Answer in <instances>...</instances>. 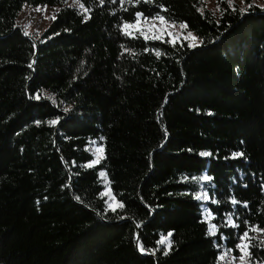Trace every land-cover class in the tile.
<instances>
[{
  "label": "trees",
  "instance_id": "trees-1",
  "mask_svg": "<svg viewBox=\"0 0 264 264\" xmlns=\"http://www.w3.org/2000/svg\"><path fill=\"white\" fill-rule=\"evenodd\" d=\"M64 2L0 0V264H220L264 229V6ZM23 6L58 9L28 36ZM137 13L198 45L126 34Z\"/></svg>",
  "mask_w": 264,
  "mask_h": 264
},
{
  "label": "rangeland",
  "instance_id": "rangeland-1",
  "mask_svg": "<svg viewBox=\"0 0 264 264\" xmlns=\"http://www.w3.org/2000/svg\"><path fill=\"white\" fill-rule=\"evenodd\" d=\"M198 1L201 2V4L206 10H209L212 13H217V4L218 2L222 0H198ZM224 1L230 7H236L242 10L246 6L244 3V0H231V3L229 2V0H224ZM249 1L257 7L264 6V0H249ZM64 5L73 7V8H76L82 11V8L79 6V3H76L75 0H65ZM37 9H40V10L37 11ZM57 9L58 7H50V6H45V7L23 6L16 20L17 26L21 29L23 33L27 32L28 36H31V35L37 36V34H40L45 29L47 24L53 19L54 14L56 13ZM128 25H136V27H129L126 30H125V27H123V30L129 34L133 32H137L144 38L145 36H147L150 39L166 38L170 42L185 41V43L188 46L190 43H193L190 37L186 39V37H188L189 32H186L184 28H181L177 24L166 23L164 21H161L160 19L144 20V21H139V23L136 22V23L128 24ZM169 33H171V35H169ZM154 37H159V38H154ZM198 43L199 41L196 38L195 44L198 45ZM96 148L97 147L94 145L89 146V150L91 154L93 155V162L96 160L98 155H101L95 152ZM100 178L102 179L101 174H100ZM101 183L103 186L102 198L106 202L109 209L115 208L116 203L114 199L111 197V195L109 194V190H108L107 185L105 184V180L102 181ZM203 196L204 195H201V197ZM200 200L204 202L207 199H200ZM109 205H111L112 207H109ZM202 209H203V213H206L204 207H202ZM206 221L209 222V217L206 218ZM209 226L210 224L208 223V227ZM249 236L255 238L252 240H263L264 232L251 231ZM245 243L250 244V241H245ZM239 244H241V239L239 241ZM241 255H242V252L240 248L238 247H236L235 253H233L232 251L228 252V250L223 249L222 252L219 254L218 259H219L220 264H242V261L240 260ZM221 257H223V259H221ZM246 260H247V264H258L255 261H251L249 258H246Z\"/></svg>",
  "mask_w": 264,
  "mask_h": 264
},
{
  "label": "snow or ice",
  "instance_id": "snow-or-ice-1",
  "mask_svg": "<svg viewBox=\"0 0 264 264\" xmlns=\"http://www.w3.org/2000/svg\"><path fill=\"white\" fill-rule=\"evenodd\" d=\"M75 2H76V3H79V0H75ZM101 2H103V0H101ZM229 2L231 3V0H229ZM79 6H80L82 9H84V6H83L82 4H80ZM251 6H252V5H249V7H251ZM39 10H40V9H37V11H39ZM84 11H88V10H87V9H84ZM241 11H243V10H241ZM140 15H141V14L137 13V23H139ZM53 18H54V17H53ZM86 18H87V17H86ZM159 19H160L161 21H163L164 18H163V17H159ZM124 27H125V30H126V29L129 28V27H136V25H128V24H125ZM180 27H181V28H187V25H186V24H181ZM25 34L27 35V32H26ZM126 34H129V33L126 32ZM141 34H143V33H141ZM169 35H171V33H169ZM189 37H190V38L192 39V41H193V43H190V44H189V47H194V46H196V44H195V40H196V38L192 35L191 32L188 33V37H186V39L189 38ZM145 38L147 39V38H149V37L145 36ZM154 38H159V37H154ZM157 55H159V53H157ZM39 98H40L39 95H37V96H36V99H39ZM66 111H67V109H66ZM51 123L55 124V123H57V121H51ZM93 143H94V142H93ZM103 151H104V150H103L102 147H97V148L95 149V152H96V153H99V154H101V155H98L97 158H96V160H95L93 163H90V164H88V165H86V166H87V167H92L94 163H98L99 160H100V158L102 157ZM201 155H203V156H208V155H211V154H210V153H207V152H204V153H201ZM233 155H234V157H237V156H242L243 153H234ZM101 175L104 176L105 174H104V173H101ZM201 179L207 181V180L210 179V177H208L207 175H205V176H203ZM196 199H208V196H207V194H205L203 197H201V196H197ZM212 202H213V203H216L215 200H212ZM232 203H233V204H237L238 202H237L235 199H233ZM244 206L247 207V204H245ZM109 207H112V206L109 205ZM117 207H123V205H122V204H118ZM112 210L114 211L115 208H112ZM226 226L238 227L239 225H237V224L234 222L232 215L229 214V215L227 216V224H226ZM216 231H217V227H216V225H214V224H210V226H209V233H210L211 235H215V234H216ZM249 231H260V232H264V229H259L258 227L251 226V227H249V229H248L247 231H245V232L243 233V235L240 237V239H241V244L237 245V247L240 248V250H241V252H242V255H241V257H240V260L242 261V264H247V260H246V258H250V256H251V253L247 251V249L249 248L250 245H249V243H245V241H251L252 239H255L254 237H250V236H249ZM170 236H171V233H168V237H170ZM168 237H163V236H162L161 239H160V241H159L158 243H160V244H165V243H167V247L170 248V247H171V241L168 239ZM137 242H138V245H139V240H138ZM261 244H264V241H261ZM253 246H254V245H253ZM139 250H140L141 252H144V251H145V249H144V247H143L142 245H139ZM230 251H231V250H228V252H230ZM165 254H167V253H165ZM221 259H223V257H221Z\"/></svg>",
  "mask_w": 264,
  "mask_h": 264
},
{
  "label": "water",
  "instance_id": "water-1",
  "mask_svg": "<svg viewBox=\"0 0 264 264\" xmlns=\"http://www.w3.org/2000/svg\"><path fill=\"white\" fill-rule=\"evenodd\" d=\"M135 232H136V234H137V232H138L137 229H135Z\"/></svg>",
  "mask_w": 264,
  "mask_h": 264
}]
</instances>
